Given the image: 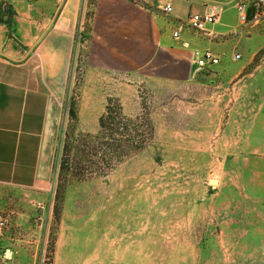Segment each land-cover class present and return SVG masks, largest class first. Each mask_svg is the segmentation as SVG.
Returning <instances> with one entry per match:
<instances>
[{
	"label": "rangeland",
	"instance_id": "374dc122",
	"mask_svg": "<svg viewBox=\"0 0 264 264\" xmlns=\"http://www.w3.org/2000/svg\"><path fill=\"white\" fill-rule=\"evenodd\" d=\"M48 1L0 0L15 48H34L30 17L43 27ZM93 4L80 0L54 79L52 181L0 185V216L19 243H38L33 264H53L58 244L77 264H264V21L240 25L224 3L210 37L192 30V48L210 41L217 66L192 72L181 60L176 71L154 57L130 69L92 48Z\"/></svg>",
	"mask_w": 264,
	"mask_h": 264
},
{
	"label": "crops",
	"instance_id": "0c3cea01",
	"mask_svg": "<svg viewBox=\"0 0 264 264\" xmlns=\"http://www.w3.org/2000/svg\"><path fill=\"white\" fill-rule=\"evenodd\" d=\"M165 4H171L170 13L162 11ZM222 5V0H94L91 46L99 55L112 57L109 62L130 69L161 57L172 61L176 71H180L181 60L192 66V72L197 71L191 55L199 44L192 39V30L178 38L172 33L183 9L206 13L222 11ZM58 7L60 16L53 23L47 15ZM46 8L43 27L37 26L36 17H30L34 48L31 44L25 50L15 48L5 23H0V185L27 190H44L52 181L58 131L54 79L68 61L74 28L83 17L80 0H51ZM218 18H223L222 13ZM220 24L229 26L223 19ZM211 46L208 41L205 48ZM18 235L11 225L0 241L11 256L5 264H33L38 243H19ZM59 249L58 244L53 264L79 262L70 256L59 257Z\"/></svg>",
	"mask_w": 264,
	"mask_h": 264
},
{
	"label": "built area",
	"instance_id": "2783aa9c",
	"mask_svg": "<svg viewBox=\"0 0 264 264\" xmlns=\"http://www.w3.org/2000/svg\"><path fill=\"white\" fill-rule=\"evenodd\" d=\"M223 4H233L237 13V20L240 25H257L258 22L264 21V0H222ZM162 11L170 13L172 11L171 4H165ZM221 11L212 10L202 14H193L188 22L187 27L191 30L201 33L204 36H211L207 31L209 25H213L219 17ZM174 38L179 37V33L175 30L172 33ZM240 55L235 54L233 59H239ZM191 61L196 65L199 71H209L220 62L219 57L210 49H194L191 55ZM10 228V223L7 218L0 216V241L5 238L7 231ZM8 250L3 249L0 244V264L7 263L11 256L7 254Z\"/></svg>",
	"mask_w": 264,
	"mask_h": 264
},
{
	"label": "bare ground",
	"instance_id": "6f19581e",
	"mask_svg": "<svg viewBox=\"0 0 264 264\" xmlns=\"http://www.w3.org/2000/svg\"><path fill=\"white\" fill-rule=\"evenodd\" d=\"M210 183L213 184V185L216 184V182L214 180H212V179L210 180Z\"/></svg>",
	"mask_w": 264,
	"mask_h": 264
},
{
	"label": "trees",
	"instance_id": "16d2710c",
	"mask_svg": "<svg viewBox=\"0 0 264 264\" xmlns=\"http://www.w3.org/2000/svg\"><path fill=\"white\" fill-rule=\"evenodd\" d=\"M2 22H4V21H2ZM4 23H6V24H7V23H8V20H6ZM111 145H112V144H111ZM118 146H120V144H119Z\"/></svg>",
	"mask_w": 264,
	"mask_h": 264
}]
</instances>
